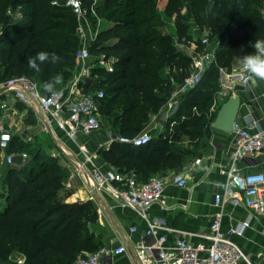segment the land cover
Returning a JSON list of instances; mask_svg holds the SVG:
<instances>
[{
  "label": "trees",
  "instance_id": "1",
  "mask_svg": "<svg viewBox=\"0 0 264 264\" xmlns=\"http://www.w3.org/2000/svg\"><path fill=\"white\" fill-rule=\"evenodd\" d=\"M160 1L97 0L95 16L93 0H82L87 9L84 24L96 28L101 20L96 37L88 39L92 52L114 59L113 72L95 67L92 76L105 91L99 107L104 122L118 135L135 136L137 127L165 105L175 83L190 72L193 57L179 44L194 42L197 50L203 48L202 38L194 33L209 37V48L216 49L225 69L238 63L239 55L251 53L256 39H264V16L252 0H167L164 9ZM81 22L72 8L53 0H0V83L25 76L44 93L49 92L43 85L57 75L62 83L55 89L65 84L83 44ZM170 22L173 33L166 30ZM39 51L56 53L61 62H38L40 70L35 71L28 60ZM219 77L218 65L208 68L171 117L189 136L190 145H178L169 133L142 146L114 140L102 150L103 158L125 173L131 168L145 174L160 168L182 169L209 136L218 109L205 108L212 99L206 90L220 89ZM30 144L17 136L8 151L21 152ZM143 146L150 147L138 162L124 160L125 155L138 158L137 149ZM32 155V164L10 166L1 181L0 264H10L13 253L23 255L27 264H75L79 256L102 246L95 229L98 206L93 200L65 202L72 191L65 184L62 164L46 152Z\"/></svg>",
  "mask_w": 264,
  "mask_h": 264
},
{
  "label": "built area",
  "instance_id": "2",
  "mask_svg": "<svg viewBox=\"0 0 264 264\" xmlns=\"http://www.w3.org/2000/svg\"><path fill=\"white\" fill-rule=\"evenodd\" d=\"M54 4H60L73 9L81 22L79 33L83 44L76 52V69L70 79L53 93H44L39 85L32 79L20 76L3 83L6 90L0 93V150L4 151L5 163L14 165L16 157L21 152H9L8 149L17 136H22L26 143L33 142L35 135L28 133L22 120L26 116L20 109L23 107L34 115L37 121L39 133H47L55 139L57 131L63 132L78 147V160L80 169H90V178L93 185L92 191L109 193L117 199L123 207H129L145 220L142 240L135 245V255L140 264H264L255 263L250 256L233 239V235H243L247 221L240 222L224 230L221 226L222 213H216L211 217L209 229L202 233H190L175 230L167 224L165 218L149 215V209L164 199L166 179L160 175L151 176L147 180H140L134 172L125 173L114 167L103 170L94 162L93 155L87 146L79 141L80 134H88L102 126L99 113L100 101L105 97L103 89L88 88L92 79V69L104 68L113 72L114 59L105 54H94L88 44V39H94L100 30L101 20L98 19L96 30L87 23V9L82 0H66ZM97 0H93L91 12L96 13ZM209 37L203 36L201 44L204 46L197 50L196 43L188 45L181 42L179 45L193 57L190 72L181 82L175 83L169 99L164 107L168 115H173L179 106L182 97L195 88L203 79L205 71L213 65H218L220 75L228 74L227 69L219 65L215 48H209ZM244 84L249 83L243 70L238 73ZM228 83V80L226 81ZM4 94V96H2ZM21 121L18 133L13 130V122ZM235 147L231 151V166L220 167L222 173L228 177L224 193H216L215 204L221 205L229 202L234 206H243L255 216L264 217V171L244 172L237 167V163L264 151V126L257 119H249L245 125L239 120L234 122ZM59 139V138H58ZM62 139V138H61ZM152 135L148 132L135 136L116 135L112 140L122 143L142 146L149 143ZM60 149L48 153L54 158L66 155V149ZM203 158L198 157L195 164L201 163ZM193 167L188 165L176 172L173 182L179 187L188 185V173ZM92 199H97L92 194ZM163 206V204H162ZM164 207V206H163ZM133 227L132 231H137ZM171 231L181 232V236L170 241ZM193 235L199 237L194 240ZM127 247L121 244L115 248L101 246L94 252L81 255L75 264H107L106 257L110 253H123ZM17 264H27L24 256L17 259Z\"/></svg>",
  "mask_w": 264,
  "mask_h": 264
},
{
  "label": "crops",
  "instance_id": "3",
  "mask_svg": "<svg viewBox=\"0 0 264 264\" xmlns=\"http://www.w3.org/2000/svg\"><path fill=\"white\" fill-rule=\"evenodd\" d=\"M166 3L167 0L160 3V8L164 9ZM76 67L75 64L74 71ZM239 68V64L236 63L231 69H227L228 74L222 73L220 75L219 82L223 86L224 100L219 105L221 106L229 95L239 94L241 107L237 120L242 125H245L249 119L253 118L259 120L261 125L264 126V82H258L257 85H253L251 82L244 84L240 79V74H237ZM227 80L228 83L226 82ZM90 87L95 90L103 89L101 83L96 81V75L95 77L92 76L91 82L88 84V88ZM162 107L163 109L165 108L164 106ZM20 109L26 114L22 122L27 127L28 133L35 135V139L31 144L41 146V149L45 150L46 153L60 149L59 144L66 149V155L61 154V157L56 158L68 174L65 184L72 191L70 195L65 197V202L74 203L93 200L98 206L100 216L101 225L97 227V231L101 245L115 248L124 244L127 247L126 252L119 254L110 253L106 257V263L140 264L134 250L136 243L142 240L146 227L145 220L135 210L123 207L115 197L107 192L100 194L101 200L98 198L92 199L91 196L95 194V191H92L90 169L89 167L80 169L77 145L61 131L56 133L59 139H55L52 136L49 137L47 133H39L34 115L23 107ZM2 112L0 108V116ZM99 113L102 119V126L91 133L80 134L79 141L87 146L89 152L93 155L96 165L103 170H107L114 166L106 161L101 153L102 150L111 146L114 141L112 139L118 134L114 133L110 125L104 122V116L100 109ZM150 116L152 114L149 115L148 121L137 127L136 133L148 132L152 135L154 143H156L155 139L158 136L167 134L165 124L168 123V120H171L173 115H168L167 109H165L163 110V117L158 119L157 122L151 119L152 117L150 118ZM171 121L172 123L173 121L175 122V120ZM212 122L209 136L202 140L204 146L199 147V151L184 164V167L188 165L193 167L188 173V185L186 187H179L173 182L176 172L181 171L184 167L182 169L160 168L158 170H149L147 174L137 173L131 168L128 173L134 172L142 179H147V177L154 175H160L166 179L163 201L154 204L148 212L151 217L160 216L165 218L167 224L175 230L190 233L206 232L209 229L211 217L216 213H222L221 226L224 230L240 222L247 221L248 226L244 234L233 235L232 237L241 245L252 261L264 263V217L255 216L246 207L234 206L229 202H224L221 205L215 204L216 193H224L226 188L228 177L221 172L220 167H230L232 164L230 154L235 147V134L213 127ZM20 126L21 121L13 122V130L16 131V135L19 134L17 128ZM185 141L189 143L190 139L188 138ZM176 142L178 145H183L182 141ZM149 147L138 148L136 154L138 158L125 155L124 160L128 159L131 164H135L139 161V157L142 158L147 155ZM1 155L4 156V151L2 150H0ZM198 157L203 159L201 163L195 164L194 161ZM236 166L244 172L264 171V151L252 157H247L238 162ZM133 227H137L138 230L132 231ZM181 235V232L171 231L168 236L170 241H172ZM193 239L199 240V237L193 235Z\"/></svg>",
  "mask_w": 264,
  "mask_h": 264
},
{
  "label": "rangeland",
  "instance_id": "4",
  "mask_svg": "<svg viewBox=\"0 0 264 264\" xmlns=\"http://www.w3.org/2000/svg\"><path fill=\"white\" fill-rule=\"evenodd\" d=\"M164 0H161L160 3H162ZM252 4L253 6L257 7L261 13L263 14L264 16V0H252ZM161 5V4H160ZM160 7V6H159ZM19 12V10L17 9L14 13V16L17 15ZM103 26L104 27H107L108 26V23L107 22H104L103 23ZM175 27L173 25L172 22L169 23V28L166 30H168L169 32H172L174 31ZM93 31L96 30V28H93L92 29ZM196 34L195 36L196 37H203L204 35H206L205 33H200V34H197V33H194ZM186 45H188V43L185 42ZM185 51H187V47L184 48ZM188 53V52H187ZM221 84V83H220ZM3 86V83H0V87ZM207 95H211L212 96V99H211V106L210 104L205 107L207 110H209V112H211L212 110L214 109H218L219 108V104L220 102H222L224 100V90H223V86H221L220 89H215V88H208L206 90V96ZM202 102H204V99L202 100ZM162 109L158 110L157 112L155 113H152V116H150L151 119H153L155 122L158 121V119L162 118L163 117V110H165L166 108L163 109V107H161ZM211 118V116H209ZM173 124V125H172ZM165 127H167V132L166 133H169V138L171 140H173L174 142L176 141H182L183 145H190V143H187L185 140L189 138V136L187 134H182L181 133V130H180V125L177 123V121H172L171 120H168V123L165 124ZM40 148V149H39ZM41 151L42 153H45V150H42L41 149V146L39 145H33V144H30V146H27L25 149H24V153L18 155L16 157V163L14 164L16 167H21L22 165L26 164L29 162L32 161V158H33V155L32 153H34L35 151ZM44 151V152H43ZM32 156V157H31ZM5 158L4 156H0V185H1V181L3 180V178L5 177V174L7 173L8 169L10 168V166H13V165H7L5 162ZM32 164V162H31ZM13 166V167H15ZM66 181L68 179V174L66 172ZM101 224H100V216H99V221L98 223L95 225V229L97 227H99ZM98 229V228H97ZM23 255L19 254V253H13L11 254L10 258H9V262L10 264H17V259L19 257H21Z\"/></svg>",
  "mask_w": 264,
  "mask_h": 264
},
{
  "label": "clouds",
  "instance_id": "5",
  "mask_svg": "<svg viewBox=\"0 0 264 264\" xmlns=\"http://www.w3.org/2000/svg\"><path fill=\"white\" fill-rule=\"evenodd\" d=\"M253 49L251 53L239 55L237 57L238 64L247 76L248 81L253 85L258 82H264V39H256L254 44L250 45ZM51 63L56 64L61 62V57L56 53L47 51H39L34 57L28 60V66L35 71H39V64ZM62 83V76L57 75L50 81L46 82L43 87L49 93L54 94V90L58 84Z\"/></svg>",
  "mask_w": 264,
  "mask_h": 264
},
{
  "label": "water",
  "instance_id": "6",
  "mask_svg": "<svg viewBox=\"0 0 264 264\" xmlns=\"http://www.w3.org/2000/svg\"><path fill=\"white\" fill-rule=\"evenodd\" d=\"M6 90V87H0V93ZM241 107V98L239 94H231L228 99L219 107L217 115L212 122L213 127L226 131L233 132L234 122L237 120ZM98 199L101 197L97 191H95Z\"/></svg>",
  "mask_w": 264,
  "mask_h": 264
}]
</instances>
